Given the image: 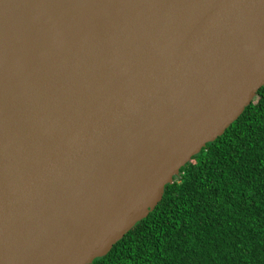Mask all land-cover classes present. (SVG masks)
I'll return each instance as SVG.
<instances>
[{
  "label": "water",
  "instance_id": "water-1",
  "mask_svg": "<svg viewBox=\"0 0 264 264\" xmlns=\"http://www.w3.org/2000/svg\"><path fill=\"white\" fill-rule=\"evenodd\" d=\"M264 86V0H0V264H92Z\"/></svg>",
  "mask_w": 264,
  "mask_h": 264
},
{
  "label": "trees",
  "instance_id": "trees-1",
  "mask_svg": "<svg viewBox=\"0 0 264 264\" xmlns=\"http://www.w3.org/2000/svg\"><path fill=\"white\" fill-rule=\"evenodd\" d=\"M92 264H264V86Z\"/></svg>",
  "mask_w": 264,
  "mask_h": 264
}]
</instances>
